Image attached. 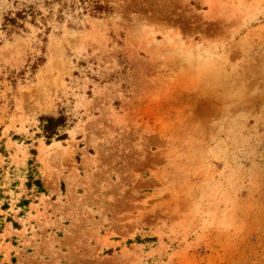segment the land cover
I'll use <instances>...</instances> for the list:
<instances>
[{
  "label": "rangeland",
  "instance_id": "obj_1",
  "mask_svg": "<svg viewBox=\"0 0 264 264\" xmlns=\"http://www.w3.org/2000/svg\"><path fill=\"white\" fill-rule=\"evenodd\" d=\"M35 1L0 0V264H264V0L2 31Z\"/></svg>",
  "mask_w": 264,
  "mask_h": 264
},
{
  "label": "trees",
  "instance_id": "obj_2",
  "mask_svg": "<svg viewBox=\"0 0 264 264\" xmlns=\"http://www.w3.org/2000/svg\"><path fill=\"white\" fill-rule=\"evenodd\" d=\"M113 12L109 0H37L20 6L6 13L2 21V31L7 35L30 33L29 26L40 31L39 37L47 42L54 23L63 24L68 18L84 20L85 17L101 18ZM71 25L73 22L70 23ZM42 135L48 142L53 139L63 141L67 139V117L43 115L40 117ZM33 179V177H31ZM35 180V179H34ZM35 185L42 189V182L35 181Z\"/></svg>",
  "mask_w": 264,
  "mask_h": 264
}]
</instances>
